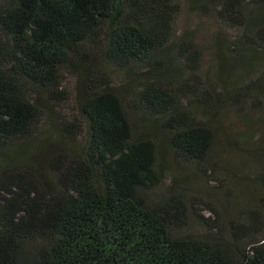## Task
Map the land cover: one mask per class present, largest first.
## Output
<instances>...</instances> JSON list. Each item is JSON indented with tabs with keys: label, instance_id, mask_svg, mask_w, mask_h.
I'll return each instance as SVG.
<instances>
[{
	"label": "trees",
	"instance_id": "trees-1",
	"mask_svg": "<svg viewBox=\"0 0 264 264\" xmlns=\"http://www.w3.org/2000/svg\"><path fill=\"white\" fill-rule=\"evenodd\" d=\"M190 1L240 30L215 45L214 83L196 79L194 34L174 39L181 0H0V150L12 155L0 165V264H264L259 211L180 234L200 200L181 182L151 197L168 150L207 174L216 113L264 104V0ZM65 66L78 78L80 119L57 121L41 166L21 161L14 151L66 96H54ZM113 68L125 82H113ZM131 108L150 116L144 129Z\"/></svg>",
	"mask_w": 264,
	"mask_h": 264
},
{
	"label": "rangeland",
	"instance_id": "rangeland-1",
	"mask_svg": "<svg viewBox=\"0 0 264 264\" xmlns=\"http://www.w3.org/2000/svg\"><path fill=\"white\" fill-rule=\"evenodd\" d=\"M181 1L183 7L175 22L174 39H179L186 32L194 34L195 42L202 52L196 79L200 84L214 83L218 79L217 69L220 66L215 45L219 37L229 41L237 39L240 30L226 25L216 14L201 13L190 0ZM259 59L264 63V55H260ZM233 64L229 63L227 67L232 65L233 69H240ZM183 70L182 73L188 76L189 69L185 65ZM111 75L113 82L121 84L126 81L125 75L119 70L114 71L113 68ZM256 75L257 73H254L250 79ZM230 78L235 82V74H231ZM188 81L197 84L192 80ZM56 91L58 94L54 96L60 97L61 92H65L66 96L59 101L52 99L53 112L50 113V118L43 120L41 125L36 127V139L32 144L14 151L21 161L33 156L36 164L41 166L47 153L55 148L59 141L61 126H58L57 121L68 123L80 119L77 104L78 78L70 66L63 68ZM244 111L242 113L224 108L216 113L218 121L215 124L216 128H219V136L211 153V170L207 174L179 162L172 152L167 151L166 158L170 167L166 179L151 193V197L155 200L162 199L172 185L176 186L181 182L188 187L191 198H194L193 204L195 199L200 200L201 204L192 213L188 224L178 230L180 234L205 233L210 224L214 221L220 222L222 218H225L226 222L230 219H245V222H248L253 210L264 215V186L258 179L263 170L260 145L264 143V104L261 110H255L248 103L244 105ZM131 114L135 128L144 129L150 116L133 108ZM11 158L10 151L0 150V165H3V159ZM208 217V221L204 220L207 222L205 224L202 218ZM261 236L260 233L256 238L261 240Z\"/></svg>",
	"mask_w": 264,
	"mask_h": 264
}]
</instances>
